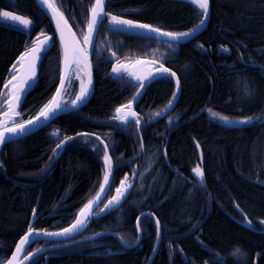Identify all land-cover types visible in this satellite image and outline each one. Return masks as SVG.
<instances>
[{"label":"trees","instance_id":"16d2710c","mask_svg":"<svg viewBox=\"0 0 264 264\" xmlns=\"http://www.w3.org/2000/svg\"><path fill=\"white\" fill-rule=\"evenodd\" d=\"M52 1L82 35L94 0ZM210 1L208 27L164 59L182 84L171 115H156L175 93L172 79L164 77L137 105L140 132L135 124L122 126L115 119L116 109L130 102L138 87L127 77L112 78L106 49L96 54L95 91L87 105L2 148L0 261L26 233L36 207L34 228L58 230L71 224L96 194L105 172L100 137L116 167L112 188L126 176L134 180V188L120 208L94 220L85 234L111 231L133 244L138 238L137 218L151 211L163 231L152 264H264V0ZM111 2L132 10L138 21L176 32L189 30L202 17L187 3ZM0 12L32 21L25 30L4 25L0 18V93L13 64L38 34L54 36L51 49L43 54L38 83L20 110L18 121H25L41 111L59 85L61 48L52 23L35 0H0ZM119 38L125 42L115 47L123 54L127 47L144 56L153 49L152 41ZM110 41L116 45L117 39ZM77 91L75 83L68 89L67 102ZM4 103L5 95L0 98V115ZM219 117H227L234 126ZM249 117L251 123H238ZM64 140L63 149H57ZM142 143L143 156L132 161ZM197 165L203 169V182L193 171ZM140 229L143 240L135 248H123L114 236H101L54 252L47 264H147L158 231L149 217L141 220ZM49 245L36 243L27 253ZM49 254L29 264H45Z\"/></svg>","mask_w":264,"mask_h":264},{"label":"water","instance_id":"95a60500","mask_svg":"<svg viewBox=\"0 0 264 264\" xmlns=\"http://www.w3.org/2000/svg\"><path fill=\"white\" fill-rule=\"evenodd\" d=\"M35 1L38 4V6L42 9V11L46 14V16L49 18V20L51 21V23L53 25V28L55 30V34L57 36V39H58V41L60 43V46H61V49H62V75H61V79H60L59 85L57 87V89H61V96L60 97L56 96L57 90H56L55 94L53 95V98H56V99L62 101V107H61V109L57 110L54 114L50 115V117H49V119L47 121L41 119V121L39 123H36V124L28 127V129H27V131L25 133L18 134V135L9 134L7 142H5L3 144H0V151L6 144L11 143V142H17V141L23 140L26 137L30 136L31 134H33V133H35L37 131H40L41 129H43L44 127H46L50 123H52L59 116L65 114V113L73 112V111H76V110H79V109L83 108L92 99L94 91H95V77H94V71H93L92 58H93L95 44H96L97 37H98V32H99V29H100V26H101L102 22L97 25L96 30L92 33L91 43L86 45L84 43V37H83L82 40L79 38V36L77 35L76 31L74 30L73 26L71 25V23L69 22V20L65 16V14L58 7L57 8H58L59 12L62 13L64 20L67 21L66 25L63 23V21H61V27L59 29L57 28V18L52 14L51 10L43 3V0H35ZM107 1L108 0H105V4H104V11L105 12H106V7H107ZM180 1H185V2L192 3V4L196 5V6H198V4L195 2V0H180ZM211 12H212V7H211V2L209 0L208 15H207V18L205 20L204 25L202 27H200L197 31L193 32L191 36H188V37H185V38H181L178 41H173V40H171L168 37L161 36V35H159L157 33H154V32H150V31H148L146 29H141V28H136V27H132V28H115L114 26H112L110 24V21H109V28L112 31H114V32L122 33V34L133 36V37H139V38H145V39H154V40H157V41L170 42V43H174V44H178V45H183V44H186V43L190 42L191 40L195 39L202 32H204V30L208 27L209 21L211 19ZM90 17H91V12L89 11V19H90ZM121 19L129 20V19H126V18H121ZM2 21L4 22V25L5 24L6 25L10 24L11 26H14V27L19 28V29H25V30L28 29V26L25 27L21 23L16 22V21H12V20L7 19V18H2ZM133 22H135L136 24L151 25V24H148V23H141V22H138V21H133ZM154 28H156V27H154ZM161 30L164 31V32H170V31H167V30H164V29H161ZM87 33H88V28L86 27L85 35ZM53 38H54L53 35H46V34H40L38 36L37 40L33 43L32 47L30 48V50L34 46L38 48V52L36 54L38 59L35 60L34 64L32 63L31 57H26L25 60L23 62H21V57L25 56L26 53H30V50H27L24 53H22L17 58L15 63L13 64V65L16 66V69L14 70L13 66H12L11 72L9 73V75L12 74V76L8 79V81L12 80L13 76H15L16 80H14L13 83L16 84L18 88L22 87L23 91H20L18 93V95L20 96V100L18 102V105H16L14 107V111L12 113H9V115L6 116L5 113L8 112V103H7L6 97H7V94L9 93V91L12 90V87H11V85H9L8 88H5V87L3 88L2 93L5 95V103H4L5 110L2 113V115L0 116V130H2V126H4V125H6L7 127H14L15 123L25 122V121H22V122L18 121V119L21 118L20 117L21 116L20 110H21V108L23 106V103H24L26 97L29 95L30 92H32L34 90L35 86L38 83L39 74H40V64H41V61L43 59V54L46 53L52 47V45L54 44V42H52ZM80 50H83L82 54H81ZM66 53H67L68 59L70 61H72V60L76 61L75 63L72 64L70 69H66L65 68V55H66ZM118 57L119 56L117 54L113 55V53H111L110 60H114L115 61L114 64L112 65V67H111V70H110V75L112 76V78L118 79V78H121L123 76H127L136 85H138L140 82L137 81L133 76L128 75L129 72L135 73V75H138V76L148 77L144 81L145 87L144 88H139V90L137 92V93H140V94L138 96L136 94L135 95L136 99H134V100L132 99L131 100V111L136 113V116H137L138 119L140 118V115L136 111V107L140 103V101L142 100L144 94L146 93V90L148 89V87L154 81H156L159 78L164 77V76L172 77V79L174 81V84H175V87H176V91H175V99L172 100V107L170 109H167L166 111H163V114L161 116L165 117V116L169 115L170 113H172L175 110V108L177 107V104H178V102L180 100L181 91H182V84H181V81H180L178 75L173 70L169 69L168 67H166L161 62H158L157 60L152 59V58H139V59H135L133 61L120 62V61H117ZM78 60H79V63H81V65L84 68V72H85V84H84V87L88 88V94H87L86 98L83 100V102H78V104L75 105V106H73L72 104L64 105L63 104V97H64V94H65V91H66V86H67V83L69 81L71 71H72L74 65L77 63ZM141 62H143V63H141ZM119 65H124L125 68H126V71H124L121 75L117 76L116 74H113L112 69L114 67L119 66ZM161 68L169 69L170 73H174L175 75L173 76L170 73L169 74L160 75V74H158V69H161ZM33 71H34V75H32ZM150 73L152 74L151 76H149ZM89 78L91 80L90 84H89ZM25 79L28 80V83L27 84H22V81L25 80ZM62 79H64V87L63 88H61V80ZM177 80L179 81V85H177ZM53 98L51 99V101L53 100ZM128 104H125V105H128ZM120 107L121 106H119L118 108H120ZM124 111L127 112L128 109H125ZM15 113H19V115H16ZM38 115L39 114H37L36 116H34L31 119L35 120V118ZM114 115L117 116V113L115 112ZM131 120H132V118L129 117V121H127V122H122L120 120H117V121L121 125L127 126L131 122ZM13 121H15V123ZM227 124L230 125V126L233 125V123H231V122L227 123ZM239 124H242V123H239ZM138 125L140 127V122H139ZM55 137L56 138L58 137V133L55 134ZM101 142H102V144L104 146L107 145L105 141H101ZM65 144H66V142L63 141V147L65 146ZM63 147L61 149H63ZM105 152H107V155L111 157L112 164H113V167H112V170H111V174H110V178H109V182H110V184L112 186V183H113V180H114V175H115V169H116L115 168V163H114V160H113V158H112V156L110 154L108 146H107V149L105 150ZM143 152H144V145H143L142 153H140L137 156H135L132 159V161H135L136 159L141 157L143 155ZM104 156H103V162H104ZM104 167L106 169L105 162H104ZM104 175H105V172H104ZM104 175H103V177H104ZM126 177H127V180L123 179L122 181H124L125 187H127V191L124 193L120 203L114 205L113 207H111L109 209H105V210L101 211V209L104 208V206H103L98 212H96L99 209L100 205L105 201V199L107 198V196L109 194V191H110V190H106L105 192L101 193L100 192V187H99V189L96 192V194L90 199V200H93L97 195H100V197H101L100 202L98 204H94L93 205L92 215L87 219V221H86V223H85V225L83 227L79 228L77 231H75L73 233H70L68 235H48L47 233H60V232H62L63 229L69 228L76 221V219L79 216L81 210L84 208V206L90 200L79 210V212L76 215L75 220L70 225H68L65 228L59 229V230L35 229L34 225H35V222H36V220L38 218L37 207H36L34 209L33 213H32V217H31V220L29 222V225H28L26 233H24L23 236L16 242V244H15L13 250H12V253L7 258V260L4 263H2V264H8V261L12 260L14 255H15L16 259L13 260V264H29L34 258H36L37 256H39L41 254H45V253H48V252H51V251H57V250H60V249H63L65 247H69L71 245L78 244V243L94 241V240H96L97 238H99L101 236H107V235H111V236H114V237L118 238L119 241L121 242L122 246L125 247V248H135V247H137L140 244V242L142 240V232H141V229H140V222H141L142 218L147 217V216L153 218L155 220V222L157 220L159 221V227H157V230H158L157 243H156L154 252H153L152 256L150 257V259H149V261L147 263V264H152V262L154 261L156 255L158 253L159 246H160V243H161V240H162V226H161L160 220L158 219L156 214L151 212V211L143 212L137 218L136 226L139 224V227H137L138 239L133 244H126L121 239V237L119 235H117L115 232H111V231H102V232H98V233H96V234H94L93 236H90V237H85V238H80L78 240H73L76 237L81 236L90 227V225L92 224V222L94 220L102 218V217L110 214L111 212H113L116 209L120 208L125 203V201L129 198V196L131 195V192H132V190L134 188V182L133 181L131 182V180H130V178L128 176H126ZM121 182L115 188L113 195L106 201L105 204H107L108 201L111 200L112 197L117 194L116 193V189L121 187ZM102 184H103V179H102L101 185ZM128 185H130V187H128ZM30 228L34 232H36L37 234L31 236L30 237V242L27 243L26 245L21 246L23 250L18 252L17 251V246H20V241L27 235V233H28ZM43 241L50 242V243H55V244L52 245V246L45 247V248H39V249H37V250L25 255L26 251H27V249L29 247H31L32 245H34L37 242H43ZM111 254H113V253L110 252L109 255H111ZM54 255L55 254H49L46 257L45 264H47L49 258L51 256H54Z\"/></svg>","mask_w":264,"mask_h":264},{"label":"snow or ice","instance_id":"6c2138e0","mask_svg":"<svg viewBox=\"0 0 264 264\" xmlns=\"http://www.w3.org/2000/svg\"><path fill=\"white\" fill-rule=\"evenodd\" d=\"M195 2L198 4L199 9L202 10L203 18L200 19L199 23L196 25V27L191 29L190 31L174 33V32H164L159 28H154L153 26L147 25V24H136L135 22H133L131 20H124L118 16H111L109 13L104 11L105 0H95V3L93 4V6L90 9L91 17H90L88 25H87L88 33L84 36V43L86 45L91 43L92 33L96 30L97 25L99 23L103 22L105 19H108L110 21V24L112 26H114L115 28L136 27V28L146 29L150 32H154V33H157L161 36L168 37L173 41H178L181 38L191 36L193 32L197 31L205 23V20H206L207 15H208L209 0H195ZM43 3L51 10L52 14L57 18V28L58 29L61 27V21H63V23L65 25L67 24V21L64 20L62 13L59 12L57 6L52 2V0H43ZM0 18H7V19H10L12 21L19 22L22 25H24L25 27L29 26L32 23V21L28 20L27 18L18 16V15H14L10 12H0ZM37 52H38V48L34 46L30 50V53H26L25 56L21 57V62H23L26 57H31L32 63L34 64L35 60L38 59V57L36 55ZM80 52L82 54L83 50H80ZM113 55H115V54L113 53ZM75 62H76L75 60L70 61L68 59V55L66 53V55H65V68L70 69L72 64ZM141 63H143V62H141ZM13 69L14 70L16 69L15 65H13ZM112 71H113V74H116L117 76H119L124 71H126V68L124 65H119L117 67H114L112 69ZM169 73H170L169 69H166V68L158 69V74H160V75L169 74ZM170 74L173 76L175 75L174 73H170ZM32 75H34V71H33ZM128 75L133 76L137 81L140 82L137 85L139 88L145 87L144 81L148 77L138 76L132 72H129ZM151 75L152 74L150 73L149 76H151ZM14 80H16L15 76H13V79L9 80L7 82V84H5V86H4L5 88H8L9 85H11V87H12V90L9 91V93L7 94V97H6V100L8 103V112L5 113L6 116L9 115V113H12L14 111V107L16 105H18V102L20 100V96L18 95V93L20 91H23L22 87L18 88L17 85L13 83ZM27 83H28L27 79L22 81V84H27ZM90 83H91V80L89 78V84ZM177 85H179L178 80H177ZM63 87H64V79L61 80V88H63ZM87 94H88V88L82 86L80 93L75 96V98L71 101V104L73 106H75L78 104V102H83V100L86 98ZM139 94L140 93H137V96ZM56 96L57 97L61 96V89H57ZM0 98H4L3 93H0ZM134 99H136V97H133V100ZM174 99H175V95L173 96V100ZM61 107H62V101L58 100L56 98H53V100L49 104L45 105L41 109L39 115L35 118V120L29 119V120L22 122V123H15V121H13L15 123L14 127H7L6 125L2 126V130H0V144L7 142L9 134L18 135V134L25 133L27 131L28 127H30L36 123H39L41 121V119L47 121L49 119L50 115L54 114L57 110L61 109ZM171 107H172V101H169V104L166 106V109L162 110V112H160V113H156V115L157 116L162 115L163 111H166L167 109H170ZM125 109H128V111L125 112L124 111ZM209 112L212 116L218 117L217 113H212L211 110H209ZM116 113H117V116L115 117V119H117V120H120L122 122H127V121H129V117H131L132 123L137 124V125L139 124V119L137 118L136 113L131 111V101L129 102L128 105H123L120 108H117ZM15 114L19 115V113H15ZM219 118L223 119L226 123H230V121L228 120L227 117H219ZM252 119L253 118L249 117V118H246L244 120L238 121V123L249 124L252 122ZM170 123H171V121H170ZM67 139L70 140L72 138L68 137ZM64 142H66V141H64ZM62 147H63V142L56 145L57 149H60ZM104 147L106 150L107 145H105ZM54 154H55V152H54ZM104 162H105L106 169H105V175L103 177V184L100 186V192L101 193L105 192L106 190L111 189V184L109 182V178H110V174H111L113 164H112L111 157L107 155V152H105ZM193 171H194L196 177L200 180V182H203V177H204L203 169L200 168L199 165H197V167L195 169H193ZM125 179L127 180V177ZM128 187H130V185H128ZM126 191H127V187H125V183H124V181H122L121 187L116 189L117 194L115 196H113L112 199L109 200L107 204L104 205V208L101 209V211H103L105 209H109L116 204H119ZM100 200H101L100 195H97L93 200H90L84 206V208L81 210L76 221L69 228L63 229L62 232H60V233H47V234L48 235H68L70 233L77 231L79 228H81L85 225L87 219L92 215L93 205L98 204L100 202ZM156 224H157V227H159V221L158 220L156 221ZM137 227H139V224L137 225ZM36 234L37 233L34 232L30 228L27 235L20 241V246H17V251L18 252L22 251L23 249L21 246L29 243L30 237L33 235H36ZM15 259H16V257L14 255L13 259L8 261V264H13V260H15ZM217 264H220V262L218 261Z\"/></svg>","mask_w":264,"mask_h":264},{"label":"flooded vegetation","instance_id":"af4514ba","mask_svg":"<svg viewBox=\"0 0 264 264\" xmlns=\"http://www.w3.org/2000/svg\"><path fill=\"white\" fill-rule=\"evenodd\" d=\"M167 1H173V2H179V3H187V2H185V1H178V0H167ZM187 4H190V3H187ZM190 5H192V4H190ZM106 12L107 13H109L111 16H114V15H118V16H121V17H124V18H127V19H132V20H136V19H134V18H132V14H131V12H132V10H128V9H125V8H122V9H119V7L117 6V5H114L112 2H111V0H108V4H107V9H106ZM138 21V20H137ZM108 27H109V20L108 19H105L104 21H103V23H102V26H101V29H104L107 33H110V34H113V32H110V31H107V30H109L108 29ZM171 31V30H170ZM186 31V30H185ZM102 34L100 33L99 34V37L101 36ZM121 38H123V39H125V40H129L131 37L130 36H127V35H122V36H120ZM104 39H105V42H106V44H108V47H110L111 49L113 48V50H115L118 54H119V58L120 59H123V60H130L131 59V57L132 56H126V53H122L121 51H119V49L118 48H116L115 49V45L113 44V43H111V41H110V39L109 38H107L106 36L104 37ZM143 41H147V40H145V39H143ZM123 42H125L124 40H121L119 43H116V45L119 47V45H121V43H123ZM158 43H162L163 45L164 44H167V43H163V42H153V44L155 45V44H158ZM172 45V44H171ZM175 46H178V45H175ZM126 47V46H125ZM128 48V47H127ZM126 48V52H128V49ZM109 59V58H108ZM119 59V60H120ZM96 60L97 59H95V66H96ZM111 66H112V63H111ZM117 187V186H116ZM116 187H113V188H111V190H110V194L111 195H113V193H114V190H115V188ZM110 194H109V197H110ZM150 218V217H149ZM151 219H153V218H151ZM74 220H75V218H74ZM154 220V219H153ZM154 222H155V220H154ZM156 223V222H155ZM86 233V232H85ZM83 234V235H81V236H79V237H76L75 239L76 240H78V239H80V238H83V237H90V236H92V235H88V234ZM94 235V234H93ZM75 239H73V240H75ZM118 239V238H117ZM119 240V239H118ZM123 240V239H122ZM142 240H143V236H142ZM142 240H141V242H142ZM95 241V240H94ZM124 241V240H123ZM89 242H93V241H89ZM89 242H84V243H89ZM125 242V241H124ZM141 242H140V244H141ZM78 244H83V243H78ZM120 244H121V242H120ZM139 244V245H140ZM74 245H77V244H74ZM74 245H72V246H74ZM122 245V244H121ZM138 245V246H139ZM72 246H69V247H72ZM95 246H97V244H95V245H93V247H95ZM123 247V246H122ZM142 247V246H141ZM66 248H68V247H66ZM123 248H125V247H123ZM126 249H129V248H126ZM115 253H117V252H115ZM4 260H2V261H0V264L3 262Z\"/></svg>","mask_w":264,"mask_h":264},{"label":"rangeland","instance_id":"374dc122","mask_svg":"<svg viewBox=\"0 0 264 264\" xmlns=\"http://www.w3.org/2000/svg\"><path fill=\"white\" fill-rule=\"evenodd\" d=\"M105 34H104V36H105ZM104 36L99 40V45H97V47H96L97 55H99L103 51V49H105L107 47V45L104 42ZM170 51L171 50L168 47H166V46L161 47V45H158L152 51H149L148 55L154 56V57H158V58L159 57L163 58L166 54L169 55ZM132 55H134V54L131 51L128 50V52H126V56H132ZM69 80H71L72 84H75V83L78 84L79 83V85L81 87L84 86V84H85V75H84V72H83L81 66H76L73 69V71L71 73V77H70Z\"/></svg>","mask_w":264,"mask_h":264},{"label":"bare ground","instance_id":"6f19581e","mask_svg":"<svg viewBox=\"0 0 264 264\" xmlns=\"http://www.w3.org/2000/svg\"><path fill=\"white\" fill-rule=\"evenodd\" d=\"M40 9H41V8H40ZM41 10H42V9H41ZM37 38H38V37H37ZM37 38H36V40H37ZM36 40H35V41H36ZM29 50H30V49H29ZM80 62H81V61H80ZM77 64H80V63H79V60L77 61ZM1 115H2V114H1ZM1 115H0V116H1ZM115 117H116V116H115ZM160 117H162V116L160 115ZM22 236H23V235H22ZM22 236H21V237H22Z\"/></svg>","mask_w":264,"mask_h":264}]
</instances>
